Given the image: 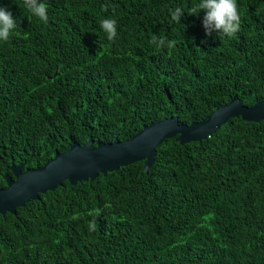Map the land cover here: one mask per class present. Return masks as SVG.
Instances as JSON below:
<instances>
[{"label": "trees", "instance_id": "1", "mask_svg": "<svg viewBox=\"0 0 264 264\" xmlns=\"http://www.w3.org/2000/svg\"><path fill=\"white\" fill-rule=\"evenodd\" d=\"M46 2L44 23L23 0H0L19 26L0 42V188L12 164L40 167L72 143L122 142L165 118L190 125L233 98L264 100V0H237L232 37L205 35L203 12L190 15L199 0ZM107 17L114 42L100 29ZM152 35L177 44L157 48ZM101 261L264 264V118L230 119L200 142L166 139L148 173L140 161L64 181L0 215V264Z\"/></svg>", "mask_w": 264, "mask_h": 264}, {"label": "water", "instance_id": "2", "mask_svg": "<svg viewBox=\"0 0 264 264\" xmlns=\"http://www.w3.org/2000/svg\"><path fill=\"white\" fill-rule=\"evenodd\" d=\"M236 117L245 122H260L264 118V100L246 107L241 100L233 98L200 122L190 125L180 124L177 117L165 118L144 125L122 142H97L94 147L91 139L83 145L72 143L67 151L55 153L53 159L37 168L23 171L22 164H12L10 175L3 176L6 186L0 188V215L15 214L17 208L38 200L40 194L54 191L64 181L74 186L140 161L144 172L148 173L155 161L156 148L164 140L175 138L180 145L200 142Z\"/></svg>", "mask_w": 264, "mask_h": 264}, {"label": "clouds", "instance_id": "3", "mask_svg": "<svg viewBox=\"0 0 264 264\" xmlns=\"http://www.w3.org/2000/svg\"><path fill=\"white\" fill-rule=\"evenodd\" d=\"M23 5L32 16L47 23L49 5L46 0H23ZM108 7V5H104L102 10L107 11ZM201 12H203L202 27L206 36L219 33L232 37L240 31L241 14L237 0H199L192 7L190 15H199ZM184 14L181 7H176L170 12L171 19L179 24ZM18 28V22L12 13L7 8L0 6V42H7ZM100 29L106 34L108 41L116 40L118 36L116 19L111 17L101 19ZM150 43L156 45L157 48L171 49L176 46L177 41H169L166 37L152 35ZM99 214V211L95 213L96 216ZM97 228V220L90 221L89 230L96 231Z\"/></svg>", "mask_w": 264, "mask_h": 264}]
</instances>
